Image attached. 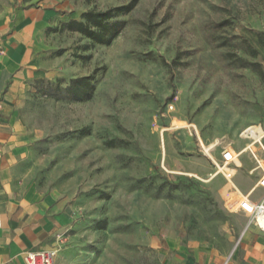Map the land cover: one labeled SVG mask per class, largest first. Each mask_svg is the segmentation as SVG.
Returning a JSON list of instances; mask_svg holds the SVG:
<instances>
[{
    "label": "rangeland",
    "instance_id": "374dc122",
    "mask_svg": "<svg viewBox=\"0 0 264 264\" xmlns=\"http://www.w3.org/2000/svg\"><path fill=\"white\" fill-rule=\"evenodd\" d=\"M129 1L0 0V22L30 3L58 12L43 30V77L17 99L29 141L15 183L70 209L56 264L223 260L246 215L228 206L216 162L264 129V0H137L107 44L61 25ZM88 75L91 97L74 100L67 86ZM236 162L247 190L254 163Z\"/></svg>",
    "mask_w": 264,
    "mask_h": 264
},
{
    "label": "crops",
    "instance_id": "0c3cea01",
    "mask_svg": "<svg viewBox=\"0 0 264 264\" xmlns=\"http://www.w3.org/2000/svg\"><path fill=\"white\" fill-rule=\"evenodd\" d=\"M57 17L56 9L30 3L17 11L11 21L0 22V264H25L26 251L59 247L61 237L71 226V211L65 202L14 180L16 163L29 141L17 99L29 81L43 77L39 55L43 30ZM245 153L254 163V182L247 190L238 187L233 181L238 164L229 181L228 206L241 213L230 206L233 194H249L254 201L264 195V188L256 185L261 171L248 152L239 156ZM204 264H264V234L253 222L248 223L246 215L229 254L217 262L207 259Z\"/></svg>",
    "mask_w": 264,
    "mask_h": 264
},
{
    "label": "built area",
    "instance_id": "2783aa9c",
    "mask_svg": "<svg viewBox=\"0 0 264 264\" xmlns=\"http://www.w3.org/2000/svg\"><path fill=\"white\" fill-rule=\"evenodd\" d=\"M261 135L256 138L254 135L247 133L241 134L242 138L249 139V142L241 149L235 152L231 148H224L221 151V158L216 162L217 172L230 181L234 175V166L237 164L236 159L244 150L256 163L260 169V176L256 183L257 186L264 188V129L260 128ZM235 189V187H233ZM230 206L235 210L242 211L248 216V223L253 222L258 229L264 234V195L260 200H252L249 194H233ZM59 247L48 249L28 250L24 255L25 264H55L58 257Z\"/></svg>",
    "mask_w": 264,
    "mask_h": 264
},
{
    "label": "trees",
    "instance_id": "16d2710c",
    "mask_svg": "<svg viewBox=\"0 0 264 264\" xmlns=\"http://www.w3.org/2000/svg\"><path fill=\"white\" fill-rule=\"evenodd\" d=\"M137 0L104 10L88 9L79 15V19L70 18L61 23L62 27L68 31H76L90 40L107 44L115 38L125 27L126 21L120 18L128 14L135 6ZM259 37H264V32L258 33ZM94 89L91 76L77 77L69 83L67 91L72 98L77 101L87 100L91 97ZM115 140H110L106 144L113 146Z\"/></svg>",
    "mask_w": 264,
    "mask_h": 264
},
{
    "label": "bare ground",
    "instance_id": "6f19581e",
    "mask_svg": "<svg viewBox=\"0 0 264 264\" xmlns=\"http://www.w3.org/2000/svg\"><path fill=\"white\" fill-rule=\"evenodd\" d=\"M215 147H216V142L211 143V144L208 145V146L202 145V148H203L204 152H205L206 154H208L209 156H211L210 152H211L212 150H214ZM243 151H244V150H243Z\"/></svg>",
    "mask_w": 264,
    "mask_h": 264
}]
</instances>
